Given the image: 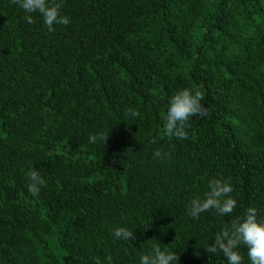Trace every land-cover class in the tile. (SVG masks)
I'll list each match as a JSON object with an SVG mask.
<instances>
[{"label": "trees", "instance_id": "obj_1", "mask_svg": "<svg viewBox=\"0 0 264 264\" xmlns=\"http://www.w3.org/2000/svg\"><path fill=\"white\" fill-rule=\"evenodd\" d=\"M58 2L70 23L49 32L0 0V264H139L156 243L178 264H228L205 251L215 235L249 207L264 220V0ZM184 88L207 115L165 136ZM213 178L230 182L233 212L191 217Z\"/></svg>", "mask_w": 264, "mask_h": 264}, {"label": "clouds", "instance_id": "obj_2", "mask_svg": "<svg viewBox=\"0 0 264 264\" xmlns=\"http://www.w3.org/2000/svg\"><path fill=\"white\" fill-rule=\"evenodd\" d=\"M11 2L24 10V19L29 24L35 23L31 14L39 13L49 32L55 30L56 24L66 26L70 23L68 16L61 15L62 4L58 0H11ZM203 99V93L198 89L184 88L175 92L169 99V106L164 116L163 135L187 139V129L191 127L189 118L207 115V109L201 103ZM127 112L134 118L139 116V112L135 109L129 108ZM98 139L105 143L108 132L89 136L90 143H95ZM152 143H155V139ZM154 157L167 159L169 154L156 149ZM27 176L29 193L38 196L40 188L45 185L44 178L34 168L27 173ZM208 189L203 198L191 200L188 215L198 218L200 213L210 209H215L220 216L230 215L236 206V201L231 196L233 189L230 182L223 178H213L208 181ZM113 234L117 239L136 238L133 231L124 227L114 229ZM241 245L246 246L251 264H264V220H257V210L253 207H249L242 216L233 218L215 235L213 242L205 251L213 254L222 253L227 258L228 264H243V258L238 251ZM106 259L108 264H112L111 256ZM179 259V255L174 251L162 250L160 244L156 243L151 245L149 254L141 255L139 264H178Z\"/></svg>", "mask_w": 264, "mask_h": 264}]
</instances>
